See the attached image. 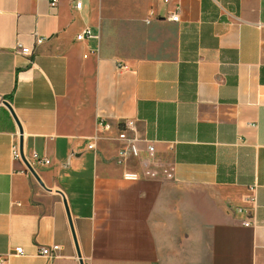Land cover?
I'll use <instances>...</instances> for the list:
<instances>
[{
  "label": "crops",
  "instance_id": "obj_1",
  "mask_svg": "<svg viewBox=\"0 0 264 264\" xmlns=\"http://www.w3.org/2000/svg\"><path fill=\"white\" fill-rule=\"evenodd\" d=\"M73 2L0 0L2 264H264V0Z\"/></svg>",
  "mask_w": 264,
  "mask_h": 264
},
{
  "label": "built area",
  "instance_id": "obj_2",
  "mask_svg": "<svg viewBox=\"0 0 264 264\" xmlns=\"http://www.w3.org/2000/svg\"><path fill=\"white\" fill-rule=\"evenodd\" d=\"M50 6H54L57 2V0H48ZM73 7L75 9H79L81 7V0H74ZM168 18L171 21H176L178 18V13L176 10L173 12H170L168 15ZM94 35L91 33V30L89 27H85L80 33L76 35V39H81L85 37H93ZM41 38L38 39L40 41ZM14 51L16 53H20L23 55H29L31 53V50L29 47L23 46L20 42H16L14 46ZM118 67H124V65H120ZM96 126L99 129L107 130L110 128L109 123L102 119V118H96ZM98 137V134L95 132L91 140L86 144V148L90 150H94V140H96ZM116 139L121 143V146L118 151V157L120 159H127L128 157H137L140 153L139 148V141L141 140L138 135L134 132V123L131 119H124L121 121L119 126L116 130ZM145 151L148 157H152L154 153V146L151 142L145 143ZM10 154L11 157L14 160H17L22 163L21 157H20V151H19V144L18 141H14L10 146ZM26 158V157H25ZM27 159V158H26ZM32 159L36 162L41 163H48L49 161L45 158L40 159L37 157L35 153L32 154ZM27 161L32 165L31 160L27 159ZM24 166V164L22 163ZM25 167V166H24ZM33 167V166H32ZM26 169V167H25ZM27 170V169H26ZM122 177L124 179H137L138 175L135 172H124ZM249 200L254 203L253 198H249ZM252 209V207H251ZM236 210L239 212L248 211V208L245 207H236ZM243 225L245 226H252L254 224V219L252 218L250 214V218H247L242 221ZM60 246L57 243H53L51 245H41L38 247V253L42 256H57L59 254ZM15 255H22L23 250L21 246H16L13 248ZM5 259H2L0 261V264L4 263Z\"/></svg>",
  "mask_w": 264,
  "mask_h": 264
},
{
  "label": "water",
  "instance_id": "obj_3",
  "mask_svg": "<svg viewBox=\"0 0 264 264\" xmlns=\"http://www.w3.org/2000/svg\"><path fill=\"white\" fill-rule=\"evenodd\" d=\"M2 103L3 105L8 109V111L10 112V114L12 115L16 125H17V128H18V134H19V141H18V144H19V151H20V157H21V161L22 163L24 164V166L26 167L27 171L32 175V177L41 185L43 186V183L42 181L40 180V178L38 177V175L36 174L35 170L33 169L32 165L27 161V159L25 158V156L23 155L22 153V137H21V134H22V130H21V127H20V124L18 122V120L16 119V116L10 106V104L6 101V100H2ZM63 203H64V207H65V210H66V214H67V217H68V222H69V225H70V228H71V232H72V237H73V240H74V244H75V247H76V254L78 257H80V254H79V251H78V248H77V245H76V240H75V237H74V234H73V230H72V226H71V221H70V216H69V213H68V208H67V205H66V202L65 200L63 199ZM80 264H82V261L80 259Z\"/></svg>",
  "mask_w": 264,
  "mask_h": 264
}]
</instances>
